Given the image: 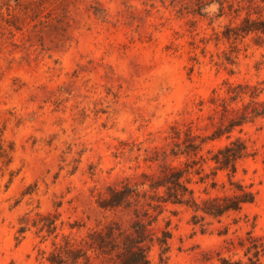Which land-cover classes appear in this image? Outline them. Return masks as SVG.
Here are the masks:
<instances>
[{"label": "rangeland", "instance_id": "1", "mask_svg": "<svg viewBox=\"0 0 264 264\" xmlns=\"http://www.w3.org/2000/svg\"><path fill=\"white\" fill-rule=\"evenodd\" d=\"M246 18L264 22V0H0V264H48L53 243L110 223L127 232L133 216L98 203L108 188L146 189L166 166L187 168L199 202L230 194L229 179L254 201L202 227L166 204L148 227L150 264H219L241 256L227 242L246 232L264 248V117L232 131L251 153L232 177L209 160L228 140L199 144L217 124L213 88H264V33L234 35ZM188 133L198 148L180 154Z\"/></svg>", "mask_w": 264, "mask_h": 264}, {"label": "trees", "instance_id": "2", "mask_svg": "<svg viewBox=\"0 0 264 264\" xmlns=\"http://www.w3.org/2000/svg\"><path fill=\"white\" fill-rule=\"evenodd\" d=\"M251 32L264 33V22L246 18L236 28L234 35H246ZM262 91L264 88L258 83L249 84L227 79L211 90L206 103L207 107L218 115L217 124L208 136L200 139L199 144L218 141L222 137L228 140L225 145L217 148L209 159L216 170L226 171L227 175L232 177L236 162L251 155L245 142L239 137L232 138L231 133L246 122L264 117V99L260 98ZM179 136L178 132L175 133V138L178 139ZM194 138L197 136L185 134L184 142L189 143L184 145L185 151L180 154L188 155L189 148L192 149L190 151H196L198 146H194ZM187 171V168L181 166H166L161 169L156 180L147 184L146 189L143 188L144 183L140 184L141 190L127 184L108 188L107 196L98 203V207L112 212L130 213L133 219L127 232L122 231L117 223H110L89 232L86 239H82L78 245L64 236L62 243H53V249L46 261L48 264H150L147 250L154 241L148 227L156 221L166 204L190 209V223L202 227L205 217L218 219L228 213H238L243 205L254 201L252 191L241 184H234L229 179L230 194L199 202L187 186ZM37 223L39 231L45 229L47 233L52 234L56 230L55 220L50 217H40ZM24 230L25 227L19 228L20 233ZM169 238L167 231H161V236L155 237V243L161 250L160 260L161 255L169 248ZM227 244L231 246L226 247L227 252L239 249L241 256L232 258L219 254V264H261L263 243L250 232H246L244 238L236 237V245H233V240H229Z\"/></svg>", "mask_w": 264, "mask_h": 264}]
</instances>
